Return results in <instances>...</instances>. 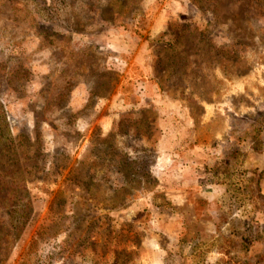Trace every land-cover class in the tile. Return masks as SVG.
<instances>
[{
  "label": "rangeland",
  "instance_id": "obj_1",
  "mask_svg": "<svg viewBox=\"0 0 264 264\" xmlns=\"http://www.w3.org/2000/svg\"><path fill=\"white\" fill-rule=\"evenodd\" d=\"M2 114L0 264H264V0H0Z\"/></svg>",
  "mask_w": 264,
  "mask_h": 264
},
{
  "label": "trees",
  "instance_id": "obj_2",
  "mask_svg": "<svg viewBox=\"0 0 264 264\" xmlns=\"http://www.w3.org/2000/svg\"><path fill=\"white\" fill-rule=\"evenodd\" d=\"M1 127H2V129H1ZM13 142H14V139L11 137V134L8 131L7 123L5 122V116H3V114H2V116L0 117V160L1 161H2V158H3V155L1 154L2 153V148L3 149L5 148V150H6L5 153H7L9 151H11V154L15 153V147L16 146H13V144H14ZM9 148H11V149L9 150ZM1 161H0V164H2ZM10 178H11L10 180L13 183H15L16 185H18L19 183H25V180H24L23 176L21 174L17 175L13 171H12V175H10ZM35 178H37V177H35ZM20 200H21V198H20ZM15 208L16 207H14L11 210L12 214L16 213L17 216H20V215L23 216L25 214L24 209L20 211L18 209L15 210Z\"/></svg>",
  "mask_w": 264,
  "mask_h": 264
}]
</instances>
